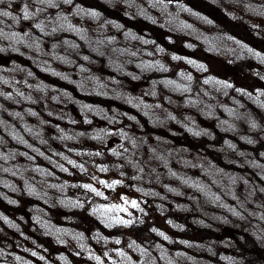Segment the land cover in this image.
Wrapping results in <instances>:
<instances>
[{
    "label": "rangeland",
    "instance_id": "1",
    "mask_svg": "<svg viewBox=\"0 0 264 264\" xmlns=\"http://www.w3.org/2000/svg\"><path fill=\"white\" fill-rule=\"evenodd\" d=\"M243 262L264 0H0V264Z\"/></svg>",
    "mask_w": 264,
    "mask_h": 264
},
{
    "label": "trees",
    "instance_id": "2",
    "mask_svg": "<svg viewBox=\"0 0 264 264\" xmlns=\"http://www.w3.org/2000/svg\"><path fill=\"white\" fill-rule=\"evenodd\" d=\"M11 139V138H10ZM256 243L252 240H249L247 244H244L242 252L247 254H250L249 257L254 260V262H258L257 260H262L263 257L260 255L257 246H255ZM257 259V260H256ZM244 264V262H243ZM263 264V263H261Z\"/></svg>",
    "mask_w": 264,
    "mask_h": 264
}]
</instances>
